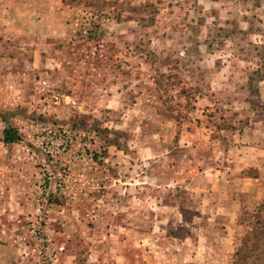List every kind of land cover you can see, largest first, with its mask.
Instances as JSON below:
<instances>
[{
    "label": "rangeland",
    "instance_id": "374dc122",
    "mask_svg": "<svg viewBox=\"0 0 264 264\" xmlns=\"http://www.w3.org/2000/svg\"><path fill=\"white\" fill-rule=\"evenodd\" d=\"M1 28L0 264H233L264 204V0H0Z\"/></svg>",
    "mask_w": 264,
    "mask_h": 264
},
{
    "label": "trees",
    "instance_id": "16d2710c",
    "mask_svg": "<svg viewBox=\"0 0 264 264\" xmlns=\"http://www.w3.org/2000/svg\"><path fill=\"white\" fill-rule=\"evenodd\" d=\"M63 3H67V0H63ZM261 67L252 70L251 75L256 77L261 72ZM251 75L250 80L253 77ZM20 137L18 130L7 123L3 130L2 141L7 144L14 143L18 142ZM250 217L254 220L234 253L233 264H264V204L255 206L251 212H248V217L245 216L243 219L249 220Z\"/></svg>",
    "mask_w": 264,
    "mask_h": 264
},
{
    "label": "crops",
    "instance_id": "0c3cea01",
    "mask_svg": "<svg viewBox=\"0 0 264 264\" xmlns=\"http://www.w3.org/2000/svg\"><path fill=\"white\" fill-rule=\"evenodd\" d=\"M39 1V0H38ZM60 4H61V6L63 7V5H65V3H63V0H60ZM50 7V6H49ZM6 29H3V28H1V30L0 31H5ZM16 31H20L19 29L18 30H16ZM47 35H49V34H47ZM47 35L46 36H44V39L45 40H48L46 37H47ZM4 118V119H3ZM1 119L3 120V121H6V119H5V117H1ZM4 130V129H3ZM3 130H2V134H3ZM4 249V248H3ZM22 255V254H21ZM20 255V260L22 261L23 260V256H21ZM109 257H114V258H117L118 259V256H117V254H116V252H114V251H111V253L108 255ZM108 256H106V257H108ZM1 257V256H0ZM17 259H18V257H17ZM116 259V260H117ZM115 262H113V261H110V264H114ZM122 263V262H121Z\"/></svg>",
    "mask_w": 264,
    "mask_h": 264
},
{
    "label": "built area",
    "instance_id": "2783aa9c",
    "mask_svg": "<svg viewBox=\"0 0 264 264\" xmlns=\"http://www.w3.org/2000/svg\"><path fill=\"white\" fill-rule=\"evenodd\" d=\"M84 14L88 15L89 19H91V21L96 24H98L100 22V15L94 14L90 11H86Z\"/></svg>",
    "mask_w": 264,
    "mask_h": 264
}]
</instances>
